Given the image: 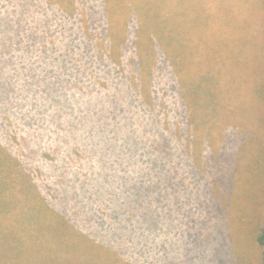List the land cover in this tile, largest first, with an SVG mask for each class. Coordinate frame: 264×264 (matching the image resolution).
Returning <instances> with one entry per match:
<instances>
[{
    "label": "trees",
    "instance_id": "trees-1",
    "mask_svg": "<svg viewBox=\"0 0 264 264\" xmlns=\"http://www.w3.org/2000/svg\"><path fill=\"white\" fill-rule=\"evenodd\" d=\"M35 1L0 0V264H78L66 255L83 249L94 264H169L168 221L187 191L181 176L200 173L186 149V115L142 92V64L129 60L136 47L117 60L77 31L69 37L85 51L58 55L52 27L66 45L74 14L42 19ZM124 61L140 99L128 106H143L141 117L116 95L93 96L103 94L95 75L119 84ZM113 121L117 130L107 131ZM172 193L181 199L173 203Z\"/></svg>",
    "mask_w": 264,
    "mask_h": 264
},
{
    "label": "rangeland",
    "instance_id": "rangeland-1",
    "mask_svg": "<svg viewBox=\"0 0 264 264\" xmlns=\"http://www.w3.org/2000/svg\"><path fill=\"white\" fill-rule=\"evenodd\" d=\"M35 2L42 19L47 12L74 14L66 25V45L52 27L58 55L85 51L83 41L69 37L77 31L87 33L96 49L111 47L117 60L123 48L136 47L129 60L142 64V92L146 88L153 102L186 115V149L200 173L196 177L188 170L181 176L187 191L184 210L168 221L175 228L167 236L169 264H264V0ZM73 23L78 28L69 30ZM115 68L123 79L118 84L107 72L97 73L103 94L93 96L116 95L127 112L141 117L143 106H128L132 96L140 102L130 88L138 82L131 80V62ZM88 81L82 85L86 90ZM167 108L163 117L170 114ZM114 124L107 131L117 130ZM178 199L181 195L172 193L173 203ZM66 258L96 262L85 249Z\"/></svg>",
    "mask_w": 264,
    "mask_h": 264
}]
</instances>
